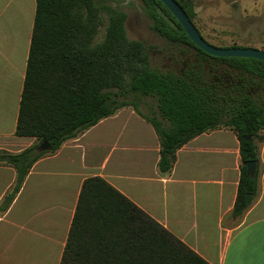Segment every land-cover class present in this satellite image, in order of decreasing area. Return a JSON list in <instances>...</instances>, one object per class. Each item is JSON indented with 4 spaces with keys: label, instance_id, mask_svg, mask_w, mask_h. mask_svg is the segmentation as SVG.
<instances>
[{
    "label": "trees",
    "instance_id": "trees-1",
    "mask_svg": "<svg viewBox=\"0 0 264 264\" xmlns=\"http://www.w3.org/2000/svg\"><path fill=\"white\" fill-rule=\"evenodd\" d=\"M142 1L155 33L177 49L175 58L193 54L194 62L179 72L153 68L149 47L126 38L123 14L109 19L103 42L92 46L96 12L90 0H84L86 21L74 11L76 0H35L14 135L37 144L17 154L0 152V163L16 171L0 212L7 210L35 161L123 107L153 127L162 174L171 171L176 151L195 136L220 127L232 130L241 157L233 216L252 204L257 144L264 139V62L210 56L190 41L160 1ZM176 1L195 26L194 0ZM233 47L241 46L225 48ZM141 97L154 99L152 117L139 111ZM43 142L49 150H38ZM247 161L256 163L253 175L246 172ZM59 264L208 263L104 179L90 177L82 182Z\"/></svg>",
    "mask_w": 264,
    "mask_h": 264
},
{
    "label": "crops",
    "instance_id": "crops-1",
    "mask_svg": "<svg viewBox=\"0 0 264 264\" xmlns=\"http://www.w3.org/2000/svg\"><path fill=\"white\" fill-rule=\"evenodd\" d=\"M19 4L29 13L23 38ZM34 10L35 0H0V152L17 154L36 142L14 135ZM257 146L256 194L235 217L241 157L232 130L195 136L162 174L153 127L131 107L120 108L33 163L0 212V264H59L90 177L104 179L208 264H264V139ZM15 179V169L0 163V203Z\"/></svg>",
    "mask_w": 264,
    "mask_h": 264
},
{
    "label": "rangeland",
    "instance_id": "rangeland-1",
    "mask_svg": "<svg viewBox=\"0 0 264 264\" xmlns=\"http://www.w3.org/2000/svg\"><path fill=\"white\" fill-rule=\"evenodd\" d=\"M90 4L96 12V30L90 45L102 43L109 19L116 14H123L126 38L141 41L149 47L150 65L153 68L179 72L195 61L193 54L188 53L175 58L177 49L155 33L152 19L142 0H90ZM193 8L194 24L209 44L223 48L241 46L264 51V0H194ZM74 11L82 20H87L84 0H76ZM28 14V10L20 9L19 4V38L24 37ZM136 103L142 115L153 116L154 99L141 97ZM36 144L37 142L33 145Z\"/></svg>",
    "mask_w": 264,
    "mask_h": 264
},
{
    "label": "water",
    "instance_id": "water-1",
    "mask_svg": "<svg viewBox=\"0 0 264 264\" xmlns=\"http://www.w3.org/2000/svg\"><path fill=\"white\" fill-rule=\"evenodd\" d=\"M160 1L166 9L171 13V15L176 19L184 30L187 37L190 41L200 50L206 54L219 57V58H253L259 61L264 62V51L253 48H242V47H233V48H223L216 47L209 44L205 39L200 35L198 30L195 28L193 23L189 20L188 16L177 3L176 0H158ZM247 139L249 137H246ZM50 149V146L43 142L38 146L39 151H47ZM243 165L246 167V172L248 175H253L256 168V163L254 161L244 162Z\"/></svg>",
    "mask_w": 264,
    "mask_h": 264
}]
</instances>
